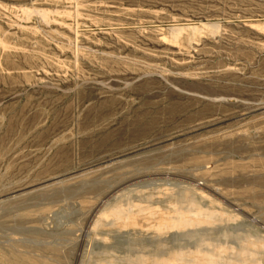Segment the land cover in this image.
Masks as SVG:
<instances>
[{
  "label": "rangeland",
  "instance_id": "rangeland-1",
  "mask_svg": "<svg viewBox=\"0 0 264 264\" xmlns=\"http://www.w3.org/2000/svg\"><path fill=\"white\" fill-rule=\"evenodd\" d=\"M0 264H264V0H0Z\"/></svg>",
  "mask_w": 264,
  "mask_h": 264
}]
</instances>
